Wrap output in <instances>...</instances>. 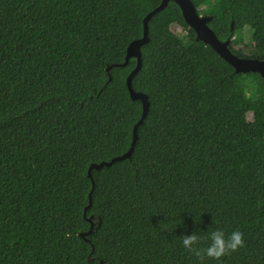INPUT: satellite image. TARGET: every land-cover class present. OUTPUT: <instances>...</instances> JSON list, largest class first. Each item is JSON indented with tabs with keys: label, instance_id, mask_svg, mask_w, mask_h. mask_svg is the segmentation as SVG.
Masks as SVG:
<instances>
[{
	"label": "trees",
	"instance_id": "trees-1",
	"mask_svg": "<svg viewBox=\"0 0 264 264\" xmlns=\"http://www.w3.org/2000/svg\"><path fill=\"white\" fill-rule=\"evenodd\" d=\"M192 2L234 54L264 60V0ZM160 3L0 0V264H264V78L236 73L174 2L132 82L150 103L133 154L89 176L131 147L137 60L108 68ZM217 230L243 247L208 258Z\"/></svg>",
	"mask_w": 264,
	"mask_h": 264
},
{
	"label": "water",
	"instance_id": "water-1",
	"mask_svg": "<svg viewBox=\"0 0 264 264\" xmlns=\"http://www.w3.org/2000/svg\"><path fill=\"white\" fill-rule=\"evenodd\" d=\"M170 2H174L180 7L186 23L195 31L197 40L209 45L221 58L226 60L235 68L236 73H258L264 78V60L255 58H242L234 54L230 48L232 40L228 39L226 41H221L217 34L209 26V24L213 20V17L200 15L192 0H161L160 5L145 17L143 36L140 39L134 40L128 46L125 62L122 64H114L108 68V72H110V70L114 67L127 66L132 58H135L137 60L136 67L132 70L127 78V86L132 100L140 101L142 103L143 114L141 119L138 121V123H136L134 127V137L131 147L127 153L120 157L112 159L110 162H103L99 165H91L89 169L90 177H92L91 173L93 170H99L104 166L112 165L116 161L131 158L133 154L138 137L137 131L139 126L143 124L149 112L150 103L147 95L141 92H136L133 89L132 82L137 73L142 69V47L149 42V21L153 16L165 9Z\"/></svg>",
	"mask_w": 264,
	"mask_h": 264
},
{
	"label": "clouds",
	"instance_id": "clouds-1",
	"mask_svg": "<svg viewBox=\"0 0 264 264\" xmlns=\"http://www.w3.org/2000/svg\"><path fill=\"white\" fill-rule=\"evenodd\" d=\"M210 244L204 250V255L210 259L220 260L229 252H234L244 245L243 234L239 231H234L228 238L225 237L223 231H213L209 236ZM198 243V236L192 235L182 238L183 246L189 251L193 250V246ZM199 256L201 253L196 251Z\"/></svg>",
	"mask_w": 264,
	"mask_h": 264
},
{
	"label": "rangeland",
	"instance_id": "rangeland-1",
	"mask_svg": "<svg viewBox=\"0 0 264 264\" xmlns=\"http://www.w3.org/2000/svg\"><path fill=\"white\" fill-rule=\"evenodd\" d=\"M246 32L249 33L250 30L249 29H246ZM247 44L249 45V41L247 42ZM237 48L243 49V46H240V47H237ZM243 120H244V125H245V127L247 129H253L254 128L252 116H250V115H244Z\"/></svg>",
	"mask_w": 264,
	"mask_h": 264
}]
</instances>
